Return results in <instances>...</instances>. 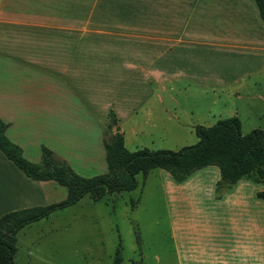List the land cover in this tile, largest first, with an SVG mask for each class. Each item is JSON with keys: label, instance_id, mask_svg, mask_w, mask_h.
Masks as SVG:
<instances>
[{"label": "crops", "instance_id": "obj_1", "mask_svg": "<svg viewBox=\"0 0 264 264\" xmlns=\"http://www.w3.org/2000/svg\"><path fill=\"white\" fill-rule=\"evenodd\" d=\"M233 17H248L247 8L234 0H0V70L12 67L19 76L17 83L12 79L10 86L5 84L10 88L3 89L0 78V118L8 125L6 135L32 162L27 150L41 148L42 153L43 146L67 163L70 155L88 158L92 154L90 141L95 138L88 135L95 129L89 130L97 127L93 92L113 90L110 92L117 93V102H126L136 110L143 101L139 98L145 95V84L136 100L133 92L122 98L117 89L129 85V68H139L135 53L172 54L190 49L182 46L185 37L197 32L194 28L189 31L187 22ZM152 22L165 23L155 27ZM215 27L211 25L213 38L220 36H215ZM243 36L246 43L247 35ZM135 40L140 43L131 42ZM168 66L149 69L147 84L161 85L166 73L172 71ZM44 84L45 95L26 94V90ZM55 86L58 88L53 95ZM71 98L81 100L84 107L71 109L78 105ZM257 98L264 104V95ZM66 104L71 105L68 110ZM110 114L120 123L121 113L112 103L107 105L104 119H99L100 127ZM77 128L82 135H77ZM100 145L104 146V139ZM218 168H212L211 175L193 172L182 182L171 177L178 185L196 184L197 196L207 192L213 204L211 219L198 222L190 240L181 246L178 264H264V200L258 196L264 183L242 178L232 187L222 188L217 198L216 187L221 180ZM58 185L54 180L28 177L0 150V217L9 211L53 203L51 192ZM219 204L224 206L222 212L214 210Z\"/></svg>", "mask_w": 264, "mask_h": 264}, {"label": "rangeland", "instance_id": "obj_2", "mask_svg": "<svg viewBox=\"0 0 264 264\" xmlns=\"http://www.w3.org/2000/svg\"><path fill=\"white\" fill-rule=\"evenodd\" d=\"M234 1L247 8V19L193 20L187 22L188 30L194 28L197 34L192 32L185 37L182 45L190 49L172 50L175 51L172 54L135 53L139 68L126 66L130 83L117 86V89L122 98L133 92L136 100V96L142 95L145 84V95L139 98L143 101L136 110L126 102H117V93L110 92L113 90L102 88L96 95L92 93L96 108L93 112L97 116V127L91 128L89 131L95 130L88 134L95 137L90 141L92 154L83 159L71 157L70 150L65 152L70 155L68 164L75 172L84 177L106 173L105 148L100 140H110L115 132L123 133L126 147L134 151L143 148L178 150L195 144L199 140L195 126L213 125L220 118L238 116L243 122L244 134L255 128L264 130V104L257 98V95H264V20L254 0ZM161 23L152 22V25L159 27ZM169 23L181 25L185 22ZM212 24L216 26L215 36L220 35L216 38L211 33ZM243 35H247L246 43ZM165 65L172 71L166 73L161 85L155 82L148 85L145 81L148 70L165 69ZM5 68L0 70L2 89L8 82L10 86L12 79L17 83L19 77L17 70ZM88 85L93 89L94 84ZM57 88L55 86L53 95ZM49 91L48 94L51 88ZM46 93L45 84L26 90L29 95ZM249 100L253 109L247 103ZM75 101L78 105L71 109L84 107L81 100ZM42 103L43 100L40 105ZM112 103L121 113V121L112 126L109 118L101 128L98 121L102 120L107 105ZM70 106L66 104V109ZM75 131L78 136L82 135L78 128ZM41 154V148L27 150V156L34 162H40ZM59 160L63 159L59 157ZM214 167L218 168L203 167L194 174L211 175ZM137 179L138 186L133 190L106 193L98 200L87 194L76 204L26 225L17 234L15 263L116 264L120 256L119 264H178L181 246L190 240L196 224L211 219L212 200L207 192L197 196L196 184L174 183L163 169L140 173ZM58 186L51 192L54 202L67 196L66 188ZM223 209V204L214 207L215 211Z\"/></svg>", "mask_w": 264, "mask_h": 264}, {"label": "trees", "instance_id": "obj_3", "mask_svg": "<svg viewBox=\"0 0 264 264\" xmlns=\"http://www.w3.org/2000/svg\"><path fill=\"white\" fill-rule=\"evenodd\" d=\"M254 1L264 20V0ZM110 119L112 126L118 125L114 114H110ZM7 126L0 118V150L28 177L54 180L66 187L67 196L47 205L9 211L0 217V264H16L17 234L26 225L76 204L87 194L98 200L106 193L133 190L138 186V174H147L153 169H163L174 181L182 182L200 168L217 165L221 172L217 197L222 188H230L242 178L264 183V130L255 128L244 134L237 116L219 119L213 125L197 124L195 131L199 140L178 150L132 151L125 145L124 134L115 132L110 140L104 139L107 172L92 177L79 175L46 146L42 147L40 163L28 160L22 148L6 135ZM258 196L264 200V190ZM115 262H121L120 256Z\"/></svg>", "mask_w": 264, "mask_h": 264}]
</instances>
